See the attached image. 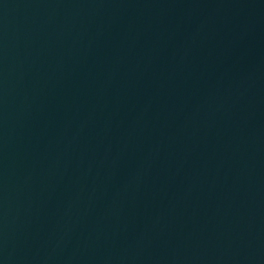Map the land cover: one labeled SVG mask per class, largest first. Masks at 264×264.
Returning <instances> with one entry per match:
<instances>
[{"label": "water", "instance_id": "95a60500", "mask_svg": "<svg viewBox=\"0 0 264 264\" xmlns=\"http://www.w3.org/2000/svg\"><path fill=\"white\" fill-rule=\"evenodd\" d=\"M0 264H264V0H0Z\"/></svg>", "mask_w": 264, "mask_h": 264}]
</instances>
